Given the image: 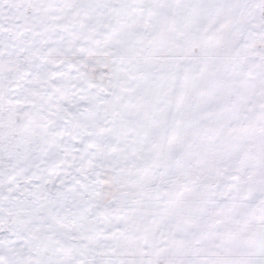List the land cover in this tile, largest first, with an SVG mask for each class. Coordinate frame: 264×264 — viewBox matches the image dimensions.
Here are the masks:
<instances>
[{
  "label": "snow or ice",
  "instance_id": "1",
  "mask_svg": "<svg viewBox=\"0 0 264 264\" xmlns=\"http://www.w3.org/2000/svg\"><path fill=\"white\" fill-rule=\"evenodd\" d=\"M0 264H264V0H0Z\"/></svg>",
  "mask_w": 264,
  "mask_h": 264
}]
</instances>
